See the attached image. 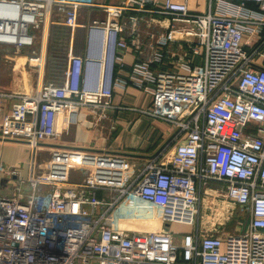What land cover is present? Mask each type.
<instances>
[{"label":"built area","instance_id":"obj_1","mask_svg":"<svg viewBox=\"0 0 264 264\" xmlns=\"http://www.w3.org/2000/svg\"><path fill=\"white\" fill-rule=\"evenodd\" d=\"M211 2L213 11L197 14L174 0H0L16 8L0 21H23L20 46L54 7L71 28L85 6L107 14L90 29L98 57L71 56L63 85L40 83L34 94L17 95L0 118L2 140L26 144L33 158L50 157L38 174L32 162L27 179L0 159V264H264V68L256 65L264 56V0ZM127 16L166 27L151 58L128 70L117 51L129 46L117 21ZM178 50V60L166 63ZM121 71L153 100L132 110L172 126L168 142L132 178L122 154L62 146L74 127L95 132L111 119L113 92L129 82ZM128 198L158 208L162 225L118 228L115 211ZM233 219L236 227L226 231ZM170 224L192 231L173 233Z\"/></svg>","mask_w":264,"mask_h":264},{"label":"crops","instance_id":"obj_2","mask_svg":"<svg viewBox=\"0 0 264 264\" xmlns=\"http://www.w3.org/2000/svg\"><path fill=\"white\" fill-rule=\"evenodd\" d=\"M81 1L115 6L127 2V0ZM174 1L186 2L192 13L206 14L214 10V3L211 0ZM245 7L251 10L257 9V6L252 3L245 4ZM65 19L66 14L54 7L45 25H32L31 27H34L35 30L34 33L28 35L27 32L31 43L21 46V50L26 46L33 49V53L28 56L26 53H20L13 46H10L17 45L15 41H7L9 43L4 44L0 42L2 43L0 44V66L2 68L0 93L3 95L0 118L10 111L12 104L17 99V95L34 94L40 83L63 85L66 80L71 56L85 58L89 54L94 55V57H98L101 54L100 46L95 41H91L90 36V29L94 21H107V14L101 8H90L87 6L81 8L78 15L79 26L75 28L66 26L64 24ZM7 21L6 18L0 21L2 24L0 32L2 31L3 34L7 24H14L17 30L23 27V21L9 20L10 23H7ZM117 21L120 24L123 23L124 28L121 36L129 45L127 50L117 48V51L124 56L126 69L128 70L136 62L149 60L154 54L158 38L166 30L165 22L153 23L146 17L145 20H139L137 21L138 24H134L130 22L128 16ZM25 39L24 37L23 40L25 41ZM0 41L3 40L0 39ZM179 52L180 50L175 52L174 55H167L165 62H176ZM32 56L41 57L43 59L42 64L31 65L28 59ZM191 60L192 64L200 62L199 57ZM256 65L259 68H264V56L256 58ZM168 67L169 65L162 66V68ZM120 73L121 77L129 82L125 89L117 87L113 92L112 102L117 108L110 114L111 125L105 122L95 132L86 126L74 127L65 136L62 146L74 150L95 148V150L122 154L128 159V178H132L143 169L146 161L168 142L172 126L162 120L132 110L148 108L153 100L149 93L134 87L129 80L127 71H121ZM114 118H117V121H114ZM111 128L114 129L112 130ZM105 129L109 131V134L103 135L107 132ZM113 131L115 132L112 133ZM49 158H33L26 144L5 141L0 137L1 161L8 168H20L24 179L28 178L32 162H34L35 166L34 172L38 174L42 171L40 163L43 160L47 162ZM78 175V172L74 173L75 177ZM98 196L106 197L107 194L98 193ZM122 206V208H118L115 211L118 219L116 226L118 228L133 230L158 227L159 223L156 222L160 217L158 208L154 206L147 208L132 198H128Z\"/></svg>","mask_w":264,"mask_h":264},{"label":"rangeland","instance_id":"obj_3","mask_svg":"<svg viewBox=\"0 0 264 264\" xmlns=\"http://www.w3.org/2000/svg\"><path fill=\"white\" fill-rule=\"evenodd\" d=\"M16 27V26H15ZM23 28V27H22ZM34 27L32 28H30L29 27V30H28V35H32L33 33H34ZM36 35H38V34H36ZM0 44H2V43H0ZM4 44V43H3ZM5 45H7V44H5ZM10 46H13L14 47V49L15 50H18L20 53H26V55L28 56V55H30L31 53H33V49L31 48V47H29V46H26L25 48H23L22 50H21V46L20 45H10ZM113 121V120H112ZM114 121H117V118H114ZM113 121V122H114ZM107 124L108 125H111V119L107 122ZM106 130V129H105ZM107 132L106 133H104L103 135H106V134H109V131L108 130H106ZM115 131H113L112 133H114ZM49 158V154H47V153H45V155L43 156V158L42 159H48ZM44 161V160H43ZM5 178H6V175H5ZM25 191L26 192H29L30 191V188L28 187V186H26L25 187ZM143 205V204H142ZM145 207H152V206H150V205H144ZM242 216V213H238V215H237V217H241ZM232 222L231 223H229V225H226L225 227H226V231H229V230H233L235 227H236V225H237V222H238V220L237 221H235L234 219L233 220H231ZM170 230H171V232H173V233H176V232H178V233H180L181 235H183V234H185V233H188V232H190V231H192V228H190L189 226H185V225H181V224H174V225H171L170 224Z\"/></svg>","mask_w":264,"mask_h":264},{"label":"bare ground","instance_id":"obj_4","mask_svg":"<svg viewBox=\"0 0 264 264\" xmlns=\"http://www.w3.org/2000/svg\"><path fill=\"white\" fill-rule=\"evenodd\" d=\"M5 28H6V30H5L4 34H2V36H0L1 37L0 39H2L3 41L4 40L10 41V42L15 41L18 44L19 42L24 41L23 40L24 37L27 39V37L25 35L26 30L24 27L23 28L21 27L20 29L17 30V28L15 27L14 24H12V25L7 24V25H5ZM26 39H25V41H26Z\"/></svg>","mask_w":264,"mask_h":264},{"label":"water","instance_id":"obj_5","mask_svg":"<svg viewBox=\"0 0 264 264\" xmlns=\"http://www.w3.org/2000/svg\"><path fill=\"white\" fill-rule=\"evenodd\" d=\"M12 9H16L15 7L12 6H8L6 4H2L0 3V15H2L3 13H5L8 10H12ZM7 23H10V21H7ZM0 26H2V24L0 23ZM159 225H162V223H160Z\"/></svg>","mask_w":264,"mask_h":264}]
</instances>
